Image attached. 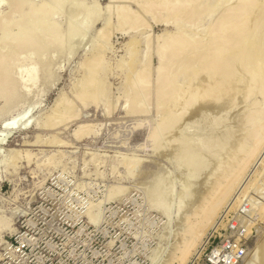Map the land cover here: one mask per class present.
<instances>
[{
    "label": "rangeland",
    "instance_id": "obj_1",
    "mask_svg": "<svg viewBox=\"0 0 264 264\" xmlns=\"http://www.w3.org/2000/svg\"><path fill=\"white\" fill-rule=\"evenodd\" d=\"M24 1L25 11L32 7L40 13L41 0ZM96 1L98 21L74 37L67 34L68 19L77 15H71V5L80 2L87 9L92 0L48 4L50 10L60 8L50 16L60 31L58 45L44 54L33 85H23L19 76L36 61L35 54L30 58L25 57L29 51H18L6 64L12 95L8 103L0 98V264H177L187 217L198 215L227 181H232L228 192L194 245L198 252L184 264H194L208 246L227 237L240 240L250 252L263 247L264 138L249 159L246 150H239L243 143H253L247 135L256 120L247 122V113L264 106L263 16V27L253 29L247 39L257 67L263 69L260 90L245 97L239 85L242 90L221 96L216 105L196 103L155 143L152 130L176 113L191 82V73L179 71L173 80L177 91L170 98L156 97L153 54L174 26L142 14L145 24L117 23L118 9L140 12L144 0H117L110 11L104 7L108 0ZM225 1L202 0L207 12ZM5 6L3 2L1 9ZM80 14L75 20L84 17ZM210 19L205 13L195 26L183 27L203 34ZM147 54L151 59L145 65ZM141 69L151 79L145 98L134 84ZM135 103L141 112L130 109ZM210 124H215L208 128H214L218 144L206 153L195 144ZM182 142H188L189 166L179 155ZM198 164H203L199 173ZM155 193L165 199L164 213L151 202ZM179 204L184 206L180 212ZM233 225L238 229H231Z\"/></svg>",
    "mask_w": 264,
    "mask_h": 264
},
{
    "label": "bare ground",
    "instance_id": "obj_2",
    "mask_svg": "<svg viewBox=\"0 0 264 264\" xmlns=\"http://www.w3.org/2000/svg\"><path fill=\"white\" fill-rule=\"evenodd\" d=\"M57 1L60 0H41L42 4L39 9L40 13L36 15L35 10L32 7L25 11L26 5L24 0H0V98L6 103L10 101L12 93L8 90L11 85V72L8 69L6 70L5 67L8 61L15 57V53L18 51H29L30 54L27 53L25 57L30 58L35 54L34 60L36 61L32 63L30 68L23 69L19 76L21 83L29 86L35 83V72L37 68L45 63L44 54L56 50L60 31L56 27L55 21L51 19L50 16L54 17V15L59 13L60 8L50 10L48 4H53ZM63 1L67 3L70 0ZM115 1L117 0H108L109 3L107 2V6H104L106 7L105 9L110 11L111 3H114ZM230 1L231 0H226L223 5L218 6L215 10H211V12H207V7L203 4L202 0H144V2L140 4V12L133 11L127 6L118 9L117 14L119 22L117 21V23H120V25L134 27L145 24V20L141 18L142 14L151 15L157 24L174 26L173 31L166 33V35L160 39L155 49V53L153 54L157 60V66L155 68L156 86H154L156 97L159 100L166 97L170 98V96L177 91L178 87L173 83V80L179 71L183 70L184 73H191L192 76H190L191 82L190 88L188 89L189 91L185 92L187 95L184 96V100L179 104L178 110H175L176 113L161 127L158 126L160 128H157L156 126V130H152L151 136L154 141L160 137V133L162 134L164 133L163 131L172 128L173 125L183 116L184 111L191 109V107L193 108V106H196V103H201L199 105H202L203 103L207 106V103L213 102L214 105L221 96L231 94L232 91L235 93V90L237 91V88H240L239 85H242L245 97L254 94L258 89L260 90L262 85V79L260 76L263 69L257 67V63L252 57L251 48L247 39L253 29H261L264 26V0L263 2H259L258 0H232L234 3H230ZM3 2L6 3V6L1 9ZM79 3L80 2H78V4ZM78 4L77 6L76 4H74L75 6L71 5V15L73 16V13L78 15L80 12H83L84 17L80 20L77 19L79 20L77 21L75 20L76 15L73 18L68 19V21L66 20L67 34L70 37H74L76 32L81 28L87 29L92 26L98 21L99 17L97 16H100V10H98V3L96 0H92V5L87 7V9H83L81 3L79 6L82 8L78 7ZM4 9L7 10V13H4ZM205 13L209 14L211 18L205 33L190 34L189 30H186L183 27L195 26L196 21ZM261 15L263 16V26H261ZM252 20H254V24ZM189 22L190 25H187ZM106 23L107 21H105V25ZM14 26H17L15 31L11 29ZM103 29L105 30V28ZM104 30L103 32L105 33ZM150 59V55L147 54L145 65L150 62ZM93 71V69L90 70L91 73H93ZM90 75L93 77L92 74H89V76ZM134 79V84H136L138 89L137 91L143 94L144 98L145 96H148L151 80L149 72L145 69H141L138 71ZM242 87L240 90H242ZM81 98H83V95ZM232 98L234 97L232 96ZM226 102H228V100ZM227 104L229 105V103ZM130 109L134 111L133 113L138 110V112L142 111H140L141 106L136 103L131 105ZM200 115L202 116V114ZM217 120L219 119H216V121ZM246 120L247 122L256 120V124L250 129L247 135L252 138L253 143L249 147L246 143H243L239 147V150L247 151L246 155L249 159V157H252V155L258 150L260 143L264 138V106L259 107L256 110H249ZM216 121L215 124L221 120ZM212 125L213 124L207 126V131L205 128V133L208 132V130H211V132H209L211 138L207 137V135H209L208 133L204 135V132H202V134L199 132L201 135H199L200 140L198 138L199 141L195 144L196 148L204 149L206 153L215 151L214 147H217L218 144L214 141L215 139H213L215 137L212 136L214 134V128H211ZM209 126H211L210 129L208 128ZM245 135L246 134H243L244 137ZM202 136L203 138L205 137V139H211V141L204 142L206 140H203ZM180 139L186 141L184 138H179V140ZM201 139L203 140L202 142ZM149 141L151 142V140ZM155 143H157V141ZM187 143L188 142H182L181 148L179 147L181 151V153L179 152V155H184L181 160L186 166H189L190 159L188 158L189 148ZM152 144H154L153 141ZM224 145L222 144V146L219 147L223 149ZM248 159L239 165L238 170L246 165L245 163H247L246 161ZM179 165H181V163ZM202 165L203 164H198L196 166L197 173L203 169ZM223 169L224 168L222 167V170ZM195 178L196 176H194V179ZM194 179L192 180L193 182ZM222 182L223 181L220 182V185ZM231 183L232 181H227L226 184L220 188L217 197L199 209L198 215H195L194 218L192 217V214L187 217V234L184 238L183 244L178 252H176L178 253V256L176 257H178L179 260V263L177 264H184L192 253L198 252L194 251V245L196 241H198L197 239L201 236L200 234L203 233L201 231L202 227H204L209 221L211 214L215 211L219 202L228 192ZM156 194L157 193L154 195L156 196ZM161 195L162 194H160V196L158 195L159 197L156 196V198L152 196L153 201L151 202L156 207L164 209L163 211L161 210L164 213V211H166V204L164 203L166 202L162 200L164 197L162 195L161 198ZM183 207L182 204H179L178 211L180 212ZM197 209L198 207L196 210ZM262 241H264V238ZM262 241L260 242L263 244V247L262 245V248L257 246L258 248L256 247L254 251H248L250 252L249 255L247 254L248 256L241 264H264V242L262 243Z\"/></svg>",
    "mask_w": 264,
    "mask_h": 264
},
{
    "label": "built area",
    "instance_id": "obj_3",
    "mask_svg": "<svg viewBox=\"0 0 264 264\" xmlns=\"http://www.w3.org/2000/svg\"><path fill=\"white\" fill-rule=\"evenodd\" d=\"M231 229H236V225L231 226ZM247 252V246L240 240L227 237L216 245L208 246L204 256L194 264H241L245 260Z\"/></svg>",
    "mask_w": 264,
    "mask_h": 264
}]
</instances>
